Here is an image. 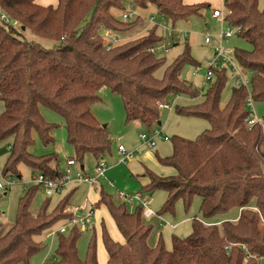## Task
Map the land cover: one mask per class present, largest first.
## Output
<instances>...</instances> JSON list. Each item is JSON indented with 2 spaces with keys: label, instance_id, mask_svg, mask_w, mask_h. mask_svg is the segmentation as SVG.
Listing matches in <instances>:
<instances>
[{
  "label": "trees",
  "instance_id": "16d2710c",
  "mask_svg": "<svg viewBox=\"0 0 264 264\" xmlns=\"http://www.w3.org/2000/svg\"><path fill=\"white\" fill-rule=\"evenodd\" d=\"M151 5L173 23L201 15L211 6L206 2L188 5L184 0H58L56 5L0 0V14L16 20V24L0 20V101L4 107L0 141L13 139L5 175L21 177L19 165L24 163L62 182L58 154L36 156L29 149L35 142L34 132L44 145L55 143L57 124L46 120L42 106L64 118L75 161L85 169L86 154L91 153L99 163L112 152L108 128L92 111V105L101 100L102 87L121 96L127 122H140L149 131L160 124L159 102L169 95H201L181 76L186 64H198L188 42L170 63L150 50L165 41L158 25L108 49L106 31L124 34L140 25V16L123 18L128 7L146 10ZM224 7L231 12L227 21L241 26L239 35L252 46L250 50L236 48L234 57L251 75L253 99L264 101V5L260 0H224ZM26 30L53 45L45 47L26 39ZM163 66L164 74L158 77ZM214 75L201 102L176 106L178 114L205 118L210 127L195 139L175 135L172 154H157L158 161L175 173L165 176L147 169L148 182L139 194L148 196L158 189L168 192L159 215L174 212L179 199L189 209L199 196L203 217L239 208V218L206 224L195 217L192 233L185 238L174 235L170 250L162 235L156 245L149 244L154 225L145 221L142 203L130 212L125 202L116 203L101 190L94 204L107 207L124 238V242L115 240L102 224L108 264H264V118L248 126L246 87L235 86L222 107L228 78L224 70ZM39 188L30 187L20 198L15 223L0 236V264H29L44 248L35 236L71 217L64 210L71 205L74 190L52 209L46 200L34 215L31 206ZM80 236L78 228L59 232L56 257L43 264H99L96 238L90 241L83 260L78 251Z\"/></svg>",
  "mask_w": 264,
  "mask_h": 264
},
{
  "label": "rangeland",
  "instance_id": "374dc122",
  "mask_svg": "<svg viewBox=\"0 0 264 264\" xmlns=\"http://www.w3.org/2000/svg\"><path fill=\"white\" fill-rule=\"evenodd\" d=\"M57 1L58 0H47V3L49 5H55ZM210 2L212 6L204 9L201 15H193L187 19L179 20L176 23H173L171 19L163 16L155 8L147 10L135 9V16L132 18L136 19L140 16V25L127 33L120 34L119 41L116 42V44H121L145 35L156 24H158L159 34L162 35H164L165 32L164 26L173 28L175 31L174 37L167 40L165 39L164 41H170L172 44L170 45L169 51L166 52L162 50L159 51L157 55L159 57H166L170 63L174 58L183 52L184 45L188 42L191 54L198 64H186L182 70L181 76L184 80L192 83L193 86L201 94H203V92L208 89V82L205 81V73L208 68V63L216 56L215 49L220 43V34L223 28L222 21L212 17L213 10L216 8V3L214 1ZM260 2L261 6H263L264 0H260ZM153 15L156 17L155 22L150 20V17ZM164 18L165 21L163 20ZM15 26L18 27V25ZM23 35L26 39L34 40L45 47H51L53 45L52 41L41 38L29 30L24 31ZM207 36L211 37V43H206L205 39ZM222 46L232 57H234V51L236 48L246 50H250L252 48L251 44L240 35H235L225 39L222 41ZM217 64L218 66L216 69L218 71L224 70L228 78L221 98V106L225 107L231 97L232 89L236 86L235 69L232 62L225 60L223 57H219L217 59ZM164 71L165 66L158 69L156 75L158 77H162ZM246 75L249 79L247 87L249 92L252 93L253 88L251 75L248 71L246 72ZM99 96L101 97V100L92 105V111L99 119L102 126L106 125L112 139V152L104 157L107 164L105 176L100 177L93 186L84 181L74 180L77 172L79 171L85 175L96 174L98 161L91 153L86 154L83 162L85 169H82L81 163L76 161V164L71 166V178L66 180V183L59 190L55 191L53 195H47L43 187L39 185L40 188L38 189L31 206V211L34 215L39 212L46 200H50V209H52L66 194L72 190H74L71 198V205L73 207L83 205L87 201L94 204L97 199L99 200L101 190H104L107 194L113 196L116 203L125 202L130 212L137 211L140 203L146 200L147 205L158 214L163 207L164 202L168 198V192L163 189H158L151 195L140 196L139 192L142 191L144 185L143 180H145L143 175L145 174L147 168L162 175L163 173H161V171L166 168H164V166H162L158 161L157 153L159 152L162 157L172 154V139L175 135L183 136L188 139H195L204 130L210 127L209 121L205 118L181 115L176 111V106L178 105L186 106L195 104L200 102L201 99L190 100L186 95H169L165 103H168L171 108L160 109L161 124L153 126L152 130L149 131V129L140 122H127L124 103L119 94L113 92L109 87H102L99 91ZM3 108V104L0 101V113L3 111ZM246 109L249 110L247 107ZM41 111L47 121L57 124V127L53 131L55 143L44 145L39 139L37 133L34 132L33 136L35 142L29 149L36 156L57 153L59 156V167L61 172L64 174L67 170L68 159H76L74 148L68 142L67 128L65 126L64 118L57 111L46 106H42ZM253 111L254 115L258 119L263 120L264 101H256L254 99ZM156 130L162 133V137L168 136L170 140L158 138L156 147L151 148L149 145L144 143V141L140 138V135L147 133L148 136L151 137ZM12 144V137H8L0 141V169L2 170V172H0V176H4L7 179H16V182L10 188H0V236L5 234L15 223L20 198L25 195L26 191L30 187L38 185L33 179L39 171L34 170L24 163L19 165L21 177L18 175H5L3 173L4 165L11 152ZM119 145H124L128 150L136 151H138L141 145H144V152H137V157L139 156L143 157V159L145 158V160L140 159V162L142 163L141 168L138 166H131L130 163L132 160H130L128 164L120 162L122 156L119 152ZM120 193H124L128 195V197L126 199H120L118 197ZM200 206L201 198L199 196L194 197L189 209H186L184 201L179 199L175 205L174 212H166L161 214V217L156 215L152 218H147L144 216L145 221L154 225V229L149 238V244L151 246L156 245L159 236L162 235L167 249L171 250L173 247L174 235L185 238L192 233L193 218L197 217L206 224H216L225 220H231L234 218L233 215L236 211H238V208H234L227 213H220L213 217L205 218L200 212ZM95 207H97L95 215L89 223V227L86 229L78 228L81 230V236L78 241L79 256L83 260L87 257L89 243L95 237L98 245L97 250L99 264H108V253L102 239V224L104 223L106 225L111 236L115 240H122L123 236L107 207L104 204ZM67 208L64 212L69 213ZM66 221L67 219H62L51 228L45 230L42 234L35 236L37 241L42 242L44 248L41 252L35 254L30 259L29 264H43L45 261L54 260L56 257L59 233L54 236H48V233L57 230ZM72 229L73 227L69 228L66 233L70 232ZM20 264L27 263L22 262Z\"/></svg>",
  "mask_w": 264,
  "mask_h": 264
},
{
  "label": "built area",
  "instance_id": "2783aa9c",
  "mask_svg": "<svg viewBox=\"0 0 264 264\" xmlns=\"http://www.w3.org/2000/svg\"><path fill=\"white\" fill-rule=\"evenodd\" d=\"M231 13L230 11L228 12L227 9L223 6L221 8H216L213 11V16L216 18H219L222 23H223V28L220 34V43L215 49V58L211 60L208 63V68L205 73V81L208 82V85L211 83V81L214 78L215 71H218L216 67L218 66L217 64V59L219 57L225 58V60H229L232 62V65L235 69V85L236 87H246L248 90V82L249 79L247 78L246 72L247 70L237 61L235 57L230 56L226 50H224V47L222 46V41L225 39H228L232 36L239 35L242 32V27L241 26H235L230 24L226 17L227 14ZM133 16H135V10L132 9V7H128L127 11L123 13V18L125 19H130ZM0 20L4 21L5 23H13V20H11L5 13L0 14ZM150 20L152 22H155L156 17L153 15L150 17ZM165 21V18L163 19ZM158 25V24H156ZM164 37L165 39H169L174 37L175 31L173 28L166 27L164 26ZM104 36L106 38V42L108 45V49H110L113 45L116 44V42L119 41V38L113 34L110 31H106L104 33ZM184 36V35H183ZM206 43H211V37L207 36L205 39ZM170 41L163 42L161 44H158L157 46L151 48L150 50L157 54L159 51H166L168 52L170 49ZM248 97L246 99V107L249 108V118L247 119V124L248 126L252 127L253 125L257 124L260 119H258L254 115L253 111V106H254V99L252 97L251 92L248 90ZM159 108H171V106L168 103L165 102H159ZM140 138L144 141L146 145H149L151 148L156 147L157 145V139L162 138L164 140H170L168 136H163L162 133L158 132V130L154 131L153 136L149 137L147 133H143L140 135ZM144 144V145H145ZM144 145H141L138 149L136 150H128L124 145H119V152L121 154V159L120 162L124 164H128V162L138 155V153L144 152L145 148ZM138 152V153H137ZM67 170L63 174V180L62 182L57 181L52 178H48L45 176L43 173L39 172L35 177H34V182L43 187L45 193L47 195H53L55 191L59 190L65 183L66 180L71 178L72 175V168L71 166L76 164V161L74 159H69L67 162ZM107 171V164L104 159H101L99 163L97 164V169H96V174L95 175H85L81 171L77 172L75 179L74 180H79V181H84L91 186H93L100 177H104ZM0 172L2 170L0 169ZM16 182L15 178L12 179H7L4 176H0V188L1 189H8L10 188L14 183ZM141 196V195H140ZM120 199H126L128 195L124 193H120L118 195ZM144 205V216L147 218H150L152 215L155 214V212L147 205V201L144 200L142 202ZM69 213L71 214V217L63 224L61 225L60 228H58L55 231H51L48 233V236H54L55 234L61 232V233H66L69 228H80V229H86L89 227V223L91 222L92 218L95 215L96 207L95 204L89 203L88 201L84 203L83 205L73 207L70 205L68 208Z\"/></svg>",
  "mask_w": 264,
  "mask_h": 264
},
{
  "label": "crops",
  "instance_id": "0c3cea01",
  "mask_svg": "<svg viewBox=\"0 0 264 264\" xmlns=\"http://www.w3.org/2000/svg\"><path fill=\"white\" fill-rule=\"evenodd\" d=\"M46 1V2H45ZM37 0V2L39 3V4H42V5H49L48 3H47V0ZM210 1H214L215 3H216V8L217 7H223L224 6V0H184V3L185 4H188V5H193V4H197V3H202V2H206V3H209L211 6H212V4H211V2ZM58 2V1H57ZM50 3H52V2H50ZM57 4V3H56ZM55 4V5H56ZM264 5V4H263ZM150 8H155L156 10H157V8H156V6H153V5H151V6H149L147 9H150ZM216 8H214V9H216ZM146 9V10H147ZM214 11V10H213ZM212 17L213 18H215L216 19V17H214L213 16V14H212ZM217 19H219V18H217ZM137 33H138V31H137ZM118 38L120 37V34H117L116 35ZM203 94H204V92H203ZM203 94H201L199 97H197V98H192V97H189V96H187L190 100H197V99H201V101L204 99V96H203ZM179 96H184V95H179ZM201 96H203V97H201ZM200 101V102H201ZM13 140V139H12ZM158 155H160L159 154V152L157 153ZM167 156H169V155H167ZM137 157V156H136ZM150 157H152V156H150ZM165 157V156H164ZM140 159H142V160H145V158L143 159V157H137V158H134V159H132V161H131V163H130V165L131 166H133V167H139V168H141V162H140ZM69 160V159H68ZM162 165V164H161ZM162 166H164V165H162ZM164 168H166V169H164L163 171H161V173H163L162 175H165V176H167V175H172V174H174L175 173V169L174 168H172V167H169V166H164ZM148 169V168H147ZM139 176V175H138ZM144 176V175H143ZM144 178H145V180H143V183L144 184H146L147 182H148V179H147V177L146 176H144ZM99 198V197H98ZM149 198V197H148ZM151 199V198H150ZM98 201V199L94 202V203H96ZM150 207V206H149ZM152 209V208H151ZM153 210V209H152ZM154 211V210H153ZM155 212V211H154ZM240 213H241V210L238 208V211H236V213L233 215V217L234 218H232L233 220H237L238 218H239V216H240ZM158 216V217H161V215H159V214H157L156 212H155V214L154 215H152L150 218H152V217H154V216ZM231 219V220H232ZM208 224V223H207ZM210 224V223H209ZM118 241H120V242H124V238L122 239V240H118Z\"/></svg>",
  "mask_w": 264,
  "mask_h": 264
},
{
  "label": "water",
  "instance_id": "95a60500",
  "mask_svg": "<svg viewBox=\"0 0 264 264\" xmlns=\"http://www.w3.org/2000/svg\"><path fill=\"white\" fill-rule=\"evenodd\" d=\"M13 23L15 24L16 20H13ZM23 29H25V27H23ZM160 124H161V122H160ZM104 127H106V125ZM82 168H83V166H82Z\"/></svg>",
  "mask_w": 264,
  "mask_h": 264
}]
</instances>
